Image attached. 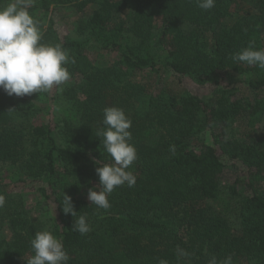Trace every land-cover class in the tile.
Instances as JSON below:
<instances>
[{
	"label": "trees",
	"instance_id": "obj_1",
	"mask_svg": "<svg viewBox=\"0 0 264 264\" xmlns=\"http://www.w3.org/2000/svg\"><path fill=\"white\" fill-rule=\"evenodd\" d=\"M88 7V20L65 35L48 18ZM28 10L42 42L69 50L70 80H79L23 97L0 89V264H27L31 239L45 229L62 240L67 264H208L228 255L264 264V69L232 60L249 41L264 48V0H216L207 11L196 0H34ZM90 52L118 56L124 71L95 65ZM139 74L159 79L156 96ZM112 106L132 120L138 158L127 170L137 180L116 187L105 210L81 192L99 190L95 169L111 162L97 133ZM228 171L238 173L232 185ZM28 192L48 207L39 225ZM63 193L87 217V234L72 229Z\"/></svg>",
	"mask_w": 264,
	"mask_h": 264
},
{
	"label": "clouds",
	"instance_id": "obj_2",
	"mask_svg": "<svg viewBox=\"0 0 264 264\" xmlns=\"http://www.w3.org/2000/svg\"><path fill=\"white\" fill-rule=\"evenodd\" d=\"M215 2L196 0L197 6L205 11L212 9ZM33 3L34 0H14L0 7V89L10 97L47 93L54 86L63 85L71 78L67 65L75 63L69 50L61 43L42 42L40 23L28 10ZM232 60L264 69V48L257 49L255 41H249L247 47L232 55ZM103 114L102 123L105 127L97 135L102 138L104 150L112 159L110 163L95 169L99 177V190H95L97 187L90 188L88 199L91 204L107 210L111 207L108 197L116 187L125 184L128 187L135 186L137 177L127 169L138 157L135 146L130 142L131 118L122 108L115 106L104 108ZM170 150L174 152L175 147L172 146ZM5 202V196L0 194V207ZM62 209L65 214L75 218L73 230L81 235L91 231L87 217L77 216L72 198L65 193ZM30 245L34 254L27 264H67L70 259L62 240L49 230L37 231ZM188 255L184 249H177L178 258ZM159 264H168V261L162 259ZM208 264H233V260L231 255L223 259L212 256Z\"/></svg>",
	"mask_w": 264,
	"mask_h": 264
},
{
	"label": "rangeland",
	"instance_id": "obj_3",
	"mask_svg": "<svg viewBox=\"0 0 264 264\" xmlns=\"http://www.w3.org/2000/svg\"><path fill=\"white\" fill-rule=\"evenodd\" d=\"M94 11V7H88L85 11L81 12L78 11L75 8H57L53 14H48V18H51L58 31L61 33V35L67 34V31L69 29H73L75 26H77L80 23H83L88 20V18L92 15ZM230 21V20H229ZM164 24L161 22H158L156 24L155 28V35H154V41H159V38L161 36V32L163 30ZM184 29V26L182 27ZM87 55L90 57V61H93L95 65H99L103 68H106L107 70L119 74L124 71V67L121 64L119 57L116 55H110L101 57L98 56L95 52L87 53ZM79 79L72 78L68 85H72L75 82H77ZM137 81L140 82L143 86L147 88V92L149 96H156L160 91L159 86V79L155 78L151 74H139L137 76ZM197 91L200 92V95L205 97L208 95V91L201 88ZM263 132H264V124H263ZM238 177V173L235 171H228L226 172L223 181L224 184L232 185L236 182ZM85 185L83 188V191L81 192L82 196H86L88 198V190L89 187ZM261 192L264 194V184L263 189ZM25 204L28 207V214L31 218V220L39 225L42 223L47 217L50 216V213L47 211L48 207L44 204L43 199L41 196L37 193H25Z\"/></svg>",
	"mask_w": 264,
	"mask_h": 264
}]
</instances>
